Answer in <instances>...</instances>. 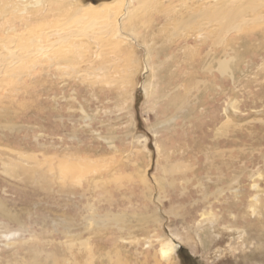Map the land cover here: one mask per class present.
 <instances>
[{
    "label": "rangeland",
    "instance_id": "374dc122",
    "mask_svg": "<svg viewBox=\"0 0 264 264\" xmlns=\"http://www.w3.org/2000/svg\"><path fill=\"white\" fill-rule=\"evenodd\" d=\"M138 43L106 57L134 101L90 73L0 85V264H264V37L173 120Z\"/></svg>",
    "mask_w": 264,
    "mask_h": 264
},
{
    "label": "bare ground",
    "instance_id": "6f19581e",
    "mask_svg": "<svg viewBox=\"0 0 264 264\" xmlns=\"http://www.w3.org/2000/svg\"><path fill=\"white\" fill-rule=\"evenodd\" d=\"M98 1L0 0V85L90 73L94 85L134 101L137 71L106 57L121 42L139 38L147 79L141 90L147 97L158 88L173 120L189 108L193 91L205 93L208 75L227 69L228 42L234 51L251 36L264 37V0ZM182 67L186 83L177 80ZM8 97L1 103H11Z\"/></svg>",
    "mask_w": 264,
    "mask_h": 264
},
{
    "label": "water",
    "instance_id": "95a60500",
    "mask_svg": "<svg viewBox=\"0 0 264 264\" xmlns=\"http://www.w3.org/2000/svg\"><path fill=\"white\" fill-rule=\"evenodd\" d=\"M181 249V248H180Z\"/></svg>",
    "mask_w": 264,
    "mask_h": 264
}]
</instances>
